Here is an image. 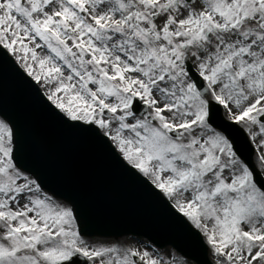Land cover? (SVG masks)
Masks as SVG:
<instances>
[{
  "label": "snow or ice",
  "instance_id": "snow-or-ice-1",
  "mask_svg": "<svg viewBox=\"0 0 264 264\" xmlns=\"http://www.w3.org/2000/svg\"><path fill=\"white\" fill-rule=\"evenodd\" d=\"M8 54L58 132L150 183L214 264H264V0H0V59L22 80ZM221 109L256 145L258 171ZM0 117V264H178L147 245H87Z\"/></svg>",
  "mask_w": 264,
  "mask_h": 264
},
{
  "label": "water",
  "instance_id": "water-1",
  "mask_svg": "<svg viewBox=\"0 0 264 264\" xmlns=\"http://www.w3.org/2000/svg\"><path fill=\"white\" fill-rule=\"evenodd\" d=\"M7 59L22 80L31 84V88L25 87L0 59V111L6 112L21 129L25 143L19 163L45 188L75 207L83 237H143L159 248L171 246L196 264H211L199 234L185 226L183 216L174 212L147 181L143 185L137 183L100 149H92L86 156L85 150L58 132L37 95L44 104L49 103L8 55ZM220 121L253 167L245 134L226 122L221 113ZM257 181L262 182L259 175Z\"/></svg>",
  "mask_w": 264,
  "mask_h": 264
},
{
  "label": "rangeland",
  "instance_id": "rangeland-1",
  "mask_svg": "<svg viewBox=\"0 0 264 264\" xmlns=\"http://www.w3.org/2000/svg\"><path fill=\"white\" fill-rule=\"evenodd\" d=\"M38 86L40 87L41 91L44 93V89L40 85H38ZM224 116H226L225 113H224ZM257 165H258V163H257ZM258 168H259V165H258ZM83 239L85 240L86 244L89 245L90 247H108V246H111V247L119 248L121 250V252H123V250L126 248H134V249H138L140 251H143V250H145L144 249L145 245L149 246L145 240H143V239L142 240H136L135 238H132V237H124V238H120V239H116V240L104 239V238H84V237H83ZM149 250L152 252V254L154 256H156L157 258H162L165 261L171 262L173 259H175L178 262V264H193V263L183 259L182 257H180L175 251H173L170 248H164L161 250H156V249H153L149 246ZM209 259L214 264V259H213L211 251H209Z\"/></svg>",
  "mask_w": 264,
  "mask_h": 264
}]
</instances>
